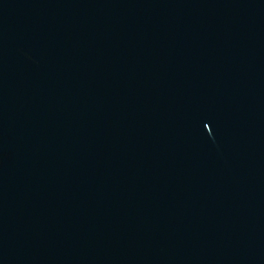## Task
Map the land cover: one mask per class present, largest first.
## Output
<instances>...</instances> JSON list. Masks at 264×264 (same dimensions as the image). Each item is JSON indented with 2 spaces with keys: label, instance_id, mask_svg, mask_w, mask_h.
Listing matches in <instances>:
<instances>
[{
  "label": "water",
  "instance_id": "water-1",
  "mask_svg": "<svg viewBox=\"0 0 264 264\" xmlns=\"http://www.w3.org/2000/svg\"><path fill=\"white\" fill-rule=\"evenodd\" d=\"M0 264H264V0H0Z\"/></svg>",
  "mask_w": 264,
  "mask_h": 264
}]
</instances>
